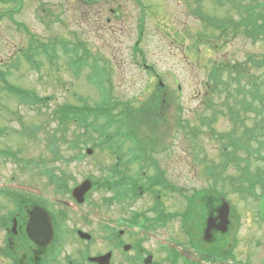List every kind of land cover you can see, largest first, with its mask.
Returning <instances> with one entry per match:
<instances>
[{"label": "rangeland", "instance_id": "1", "mask_svg": "<svg viewBox=\"0 0 264 264\" xmlns=\"http://www.w3.org/2000/svg\"><path fill=\"white\" fill-rule=\"evenodd\" d=\"M140 1L147 10L141 40L142 13L136 0H24L18 13L19 0L0 1V13L14 12L17 24L6 16L0 20V72H11L6 86L0 80V187L30 184L40 190L39 185H51L44 175L49 168L63 172L70 189L91 180L90 202L104 203L109 195L100 185H111L118 178L117 170H122L142 186L147 184L140 178L152 179L154 185L158 182L160 186L153 189L156 194L163 191L161 202L169 208L171 219L144 241L145 250L154 251L161 264H168L167 253H160L156 246L166 245L176 254L174 264H184L185 257L195 264L200 254L223 257L225 264H264V208L259 198L263 188L252 194L250 183L243 178L258 169L264 172V144L261 157L254 158L252 140L241 137L250 153L229 146L225 154L234 127L241 136L252 127L247 119L252 115L243 114L235 125L224 107L226 93L218 94L216 103L210 105L207 85L215 61L241 62L252 53L264 54V48L244 35L219 39L214 27L204 21L226 19L231 12L229 4L213 0ZM233 17L236 22L240 19ZM197 41H201L198 46ZM206 42L220 45L219 50L207 47ZM42 43L53 45L55 52H50L52 58L38 57L36 69L22 52ZM137 43L139 51L135 52ZM77 56H86L88 62L76 73L70 60ZM95 63L109 70L110 101L118 107L116 112L131 104V111L143 121L142 126H135L149 147L142 163L144 171L136 165L127 168L114 154L101 149L84 160H73L78 151L70 142L83 131L71 125L66 132H56L58 124L52 117L59 107H94L102 101L99 88L89 81ZM8 86L10 90L14 86L32 91L46 100L47 106L20 103L8 92ZM162 102L169 110L157 124L161 118L155 112ZM201 118L212 123L210 129ZM55 142L62 157L59 162H54L50 149ZM87 149L92 147L84 148V154ZM154 197L145 196L144 206L151 205ZM188 199L193 200L191 206ZM221 204L230 207L231 226L223 245L215 246L205 239V228L211 211ZM93 232L97 234V229ZM187 234H192V245Z\"/></svg>", "mask_w": 264, "mask_h": 264}, {"label": "trees", "instance_id": "2", "mask_svg": "<svg viewBox=\"0 0 264 264\" xmlns=\"http://www.w3.org/2000/svg\"><path fill=\"white\" fill-rule=\"evenodd\" d=\"M0 1L3 2L4 0ZM23 1L24 0H19V7L16 13L20 11ZM136 1L140 6L142 13V20L139 26L142 34L138 32V40H141L144 30L143 18L147 10L140 0ZM213 1H216L219 5L229 4L231 10V12H229L230 15L224 20H219L218 18L212 20H210V18H205L204 20L211 27H214L212 28L213 30L218 32L219 39L227 38L230 35L233 37L244 35L252 41V44H260L264 48V0ZM244 2L248 3L245 4ZM195 13L196 15H201L199 10H196ZM234 15H238L240 18L238 22H236V18L233 17ZM4 16L8 17L14 25H17L14 20V12L9 11L6 13H0V20ZM199 44H201V41H197L196 45L198 46ZM45 45L46 44L44 43L37 45L34 44L29 51L23 50L22 52L25 60L36 67V69H38L40 65L37 60L38 57L45 55L52 58L53 55H51L50 52H55L53 45L49 44V47H47L48 45ZM205 45L207 47L208 45L211 46L214 51H218V46H220L210 42H206ZM197 49L198 51L200 50L198 47ZM134 51H139V43L134 47ZM86 56H77L76 60H70V67L74 68L76 73L86 66L88 62ZM10 75V71L0 72V80L5 86L7 85L6 78ZM109 78V70L107 68H100L95 63L93 73L89 76V81L91 84L96 85L99 88V91L103 95L102 101L97 103L94 107H90L86 104L83 107L72 105L59 107L52 117V119L57 121L58 124V130L56 132H59V130L66 132L71 125L76 126V129L81 133L83 131L82 134L70 142L72 149L78 151V155L75 156L73 160L86 159L87 156L83 151L84 148L90 146L94 152L97 149H101L114 154L116 159L119 162H123V165L127 166V168L136 165L138 169L143 170L144 159L149 153V147L146 145V142L144 143V137L135 126H142L143 121L138 118L139 116L137 114H134L136 111H131V109H133L131 104L122 105L121 110L116 112L118 107L115 108L110 101L111 85ZM207 85L209 86V94L211 98L209 101L210 105L216 103L214 97H217L221 92L226 93L224 107L226 106L228 108V116H230L231 121L235 125H237L238 121L240 122L243 119V114H245L246 117L247 115H252V118L247 117L249 121H252V127L246 128L243 133H241V136L237 135L239 128L234 127L233 133L228 136L230 144L228 143L225 147V154H228L229 146L234 150L245 148L246 151L250 153L249 146L240 142L241 137H244L252 140V157H261L259 152L264 144V54L252 53V55L247 56V58L241 62H229L225 60L220 62L215 61ZM11 87L13 90H10V86H8V92H11L20 103L35 106L40 105L42 107L47 106L46 100L40 98L32 91L21 90L14 86ZM129 110L132 115L127 113ZM168 110L169 105L162 102L161 108H158L155 112V116L161 118L158 120L159 123L157 124H160V121H163ZM200 121L202 124L207 125L209 129L211 128L212 123L206 118H201ZM50 149L54 155V162H59L62 157L59 153L57 142L52 143ZM117 167H119V165ZM45 169L47 170L44 171V175L49 179L51 184L64 186L65 192H70L71 189L69 188V183H67L63 172L59 174L51 171L49 168ZM117 172L118 178L113 179L111 185H106L107 182H105L100 186L103 185L102 188H107L108 186L113 185L116 189H119L117 192H121L124 185L125 187L128 185L133 188L137 186L134 181L135 178L126 173H122V170H117ZM243 178L245 183H250V188H252L250 191H252V194L259 188H263L261 189L262 195H260L259 198L261 201H264V172L258 169L255 174H245ZM215 180L216 183H218L219 178ZM230 183L232 185L237 184L236 181H233L234 184L231 181ZM262 206L264 208V202Z\"/></svg>", "mask_w": 264, "mask_h": 264}, {"label": "flooded vegetation", "instance_id": "3", "mask_svg": "<svg viewBox=\"0 0 264 264\" xmlns=\"http://www.w3.org/2000/svg\"><path fill=\"white\" fill-rule=\"evenodd\" d=\"M134 181L137 186L124 185L121 192L108 186L109 197L104 203H91L89 193L83 204L72 198V191L66 193L64 186L39 185L40 190L30 184L1 186L0 264H99L97 259L102 258H107L109 264H161L154 251L145 250L144 241L155 229H162L172 214L161 202L163 191L156 194L153 190L160 186L158 182L154 185L152 179L140 178L142 184H147L142 186ZM148 194L156 197L151 205L144 206L143 198ZM66 196L67 201L63 200ZM222 204L211 211L216 230L207 242L215 246L223 245L219 220ZM187 236L192 245V234ZM103 246L106 250H101ZM156 247L160 253H167L168 264H174L176 254L172 248ZM200 255L195 264H225L223 257L213 258L210 263L205 260L211 256Z\"/></svg>", "mask_w": 264, "mask_h": 264}, {"label": "water", "instance_id": "4", "mask_svg": "<svg viewBox=\"0 0 264 264\" xmlns=\"http://www.w3.org/2000/svg\"><path fill=\"white\" fill-rule=\"evenodd\" d=\"M89 155L93 154L92 150L88 151ZM93 188V183L90 180H86L83 182L80 186L76 187L73 190V198L80 204L84 203L85 196L87 193H89ZM220 223L222 224V228L220 229V232L223 233V235H226L229 231L230 226V219H229V207L227 205L223 206L220 212L219 216ZM216 220L213 218H209L207 222V228L205 231V239L207 241L212 240L213 234L212 232L216 230ZM107 258L99 259L100 264H109L107 262Z\"/></svg>", "mask_w": 264, "mask_h": 264}]
</instances>
